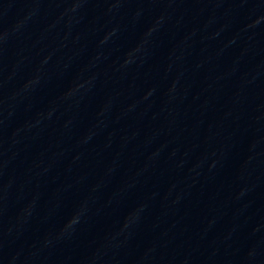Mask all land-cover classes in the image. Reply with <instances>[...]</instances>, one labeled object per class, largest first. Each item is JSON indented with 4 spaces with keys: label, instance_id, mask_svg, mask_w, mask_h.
Instances as JSON below:
<instances>
[{
    "label": "water",
    "instance_id": "water-1",
    "mask_svg": "<svg viewBox=\"0 0 264 264\" xmlns=\"http://www.w3.org/2000/svg\"><path fill=\"white\" fill-rule=\"evenodd\" d=\"M0 264H264V176L110 0H0Z\"/></svg>",
    "mask_w": 264,
    "mask_h": 264
}]
</instances>
